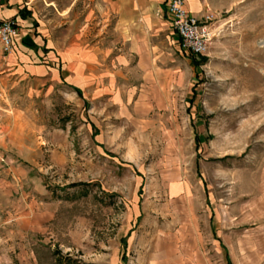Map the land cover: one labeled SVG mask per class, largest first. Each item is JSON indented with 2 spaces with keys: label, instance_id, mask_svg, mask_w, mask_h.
Listing matches in <instances>:
<instances>
[{
  "label": "rangeland",
  "instance_id": "1",
  "mask_svg": "<svg viewBox=\"0 0 264 264\" xmlns=\"http://www.w3.org/2000/svg\"><path fill=\"white\" fill-rule=\"evenodd\" d=\"M208 6L197 68L176 49L140 71L101 64L116 86L81 96L2 79L0 264H225L221 243L264 264V0Z\"/></svg>",
  "mask_w": 264,
  "mask_h": 264
},
{
  "label": "crops",
  "instance_id": "2",
  "mask_svg": "<svg viewBox=\"0 0 264 264\" xmlns=\"http://www.w3.org/2000/svg\"><path fill=\"white\" fill-rule=\"evenodd\" d=\"M185 7L196 16L209 9L208 0H186ZM93 9L100 12L95 32ZM0 16L14 18L19 29L12 52L5 56L8 63L0 69V87L3 78L18 74L61 81L74 90H99L116 86V78L105 83L101 64L115 65L109 74L128 65L140 71L144 65L172 59L174 49L186 54L180 49L166 0H71L59 8L52 0H0ZM12 169L20 172V167Z\"/></svg>",
  "mask_w": 264,
  "mask_h": 264
},
{
  "label": "built area",
  "instance_id": "3",
  "mask_svg": "<svg viewBox=\"0 0 264 264\" xmlns=\"http://www.w3.org/2000/svg\"><path fill=\"white\" fill-rule=\"evenodd\" d=\"M185 1L166 0V11L171 16L173 30L179 37L180 49L186 54H205L214 35L210 26L213 15L207 10L201 16H196L187 10ZM18 30L14 18L0 16V48L4 55L12 52Z\"/></svg>",
  "mask_w": 264,
  "mask_h": 264
},
{
  "label": "trees",
  "instance_id": "4",
  "mask_svg": "<svg viewBox=\"0 0 264 264\" xmlns=\"http://www.w3.org/2000/svg\"><path fill=\"white\" fill-rule=\"evenodd\" d=\"M18 12L24 15V13H22V9H20ZM199 56H198L199 58L197 59L196 55L189 54V58L191 59V63L194 66V68H197L199 65H201L206 60L205 56L203 55H199ZM75 91L77 92L79 96H81V91L79 89L75 88ZM220 246L223 251V259L225 261V264H233L228 255L226 247L222 243L220 244Z\"/></svg>",
  "mask_w": 264,
  "mask_h": 264
}]
</instances>
